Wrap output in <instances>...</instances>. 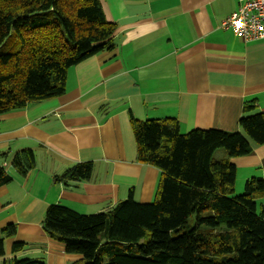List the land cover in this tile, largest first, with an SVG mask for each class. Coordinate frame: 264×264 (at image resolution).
Here are the masks:
<instances>
[{"label": "crops", "instance_id": "0c3cea01", "mask_svg": "<svg viewBox=\"0 0 264 264\" xmlns=\"http://www.w3.org/2000/svg\"><path fill=\"white\" fill-rule=\"evenodd\" d=\"M118 29L112 48L68 70L63 95L0 115V166L13 176L0 187V264L14 258L46 264L83 259L44 230L46 211L63 205L81 215L104 213L129 198L156 200L162 172L140 163L132 118L176 119L180 132H241L240 120L264 113V40L246 42L222 22L240 0H101ZM255 108L246 111L247 105ZM32 150L36 167L21 177L17 153ZM216 158L226 156V151ZM81 163L91 180L55 182ZM235 194L252 178L264 179V145L233 158ZM239 175H241L239 177ZM264 215V195L258 199ZM26 248L12 253L14 243Z\"/></svg>", "mask_w": 264, "mask_h": 264}, {"label": "trees", "instance_id": "16d2710c", "mask_svg": "<svg viewBox=\"0 0 264 264\" xmlns=\"http://www.w3.org/2000/svg\"><path fill=\"white\" fill-rule=\"evenodd\" d=\"M117 29L101 0H0V115L63 95L68 70L112 48ZM14 34L20 50L2 53ZM253 108L248 104L245 110ZM240 127L241 132L182 134L176 119L132 118L139 162L162 172L156 200L141 204L131 192L111 210L93 215L51 205L45 232L68 253L83 256L74 264H264V215L258 204L264 179L248 180L244 193L236 195L232 163L250 154L253 143L264 145V113L243 117ZM220 149L226 156L218 159ZM12 167L27 177L36 167L35 153H17ZM93 174V163H81L54 181H88ZM12 180L0 166V187ZM2 233L0 257L16 226ZM26 245L14 243L12 253ZM3 264L46 263L14 258Z\"/></svg>", "mask_w": 264, "mask_h": 264}, {"label": "built area", "instance_id": "2783aa9c", "mask_svg": "<svg viewBox=\"0 0 264 264\" xmlns=\"http://www.w3.org/2000/svg\"><path fill=\"white\" fill-rule=\"evenodd\" d=\"M240 1L239 8L222 22V28L232 30L246 42L264 40V0Z\"/></svg>", "mask_w": 264, "mask_h": 264}, {"label": "rangeland", "instance_id": "374dc122", "mask_svg": "<svg viewBox=\"0 0 264 264\" xmlns=\"http://www.w3.org/2000/svg\"><path fill=\"white\" fill-rule=\"evenodd\" d=\"M20 47H21L20 40L17 38L16 34H14L12 38L10 39V41L8 42V44L4 48H2L1 52L2 53H8V52L15 53L20 50ZM224 152H225V149L218 150L217 157H220L221 154H223ZM240 176L241 175H239V177ZM244 191H245V186H244ZM244 191L240 195H242Z\"/></svg>", "mask_w": 264, "mask_h": 264}]
</instances>
